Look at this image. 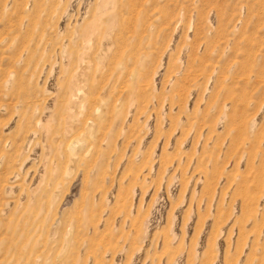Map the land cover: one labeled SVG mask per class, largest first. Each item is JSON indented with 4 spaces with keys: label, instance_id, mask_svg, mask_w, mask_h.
Returning a JSON list of instances; mask_svg holds the SVG:
<instances>
[{
    "label": "rangeland",
    "instance_id": "rangeland-1",
    "mask_svg": "<svg viewBox=\"0 0 264 264\" xmlns=\"http://www.w3.org/2000/svg\"><path fill=\"white\" fill-rule=\"evenodd\" d=\"M0 264H264V0H0Z\"/></svg>",
    "mask_w": 264,
    "mask_h": 264
},
{
    "label": "bare ground",
    "instance_id": "bare-ground-1",
    "mask_svg": "<svg viewBox=\"0 0 264 264\" xmlns=\"http://www.w3.org/2000/svg\"><path fill=\"white\" fill-rule=\"evenodd\" d=\"M121 1H122V0H121ZM114 2H115V1H114ZM117 2H118V1H117ZM102 3H103V2H102ZM118 4H119V3H118ZM101 6H102V5H101ZM117 7H118V6H117ZM118 10H119V9H118ZM91 28H92V27H91ZM89 33H90V32H89ZM114 37H115V36H114ZM110 40H111V39H110ZM108 42H109V41H108ZM102 50H103V49H102ZM106 51H107V50H106ZM108 51H109V50H108ZM109 52H110V51H109ZM102 56H103V55H102ZM255 57H256V56H255ZM89 60H90V59H89ZM101 62H102V61H101ZM94 63H95V62H94ZM113 74H114V73H113ZM75 80H76V79H73V82H74ZM76 81H77V80H76ZM78 82H79V80H78ZM75 83H77V82H75ZM71 84H72V83H71ZM71 84H70V85H71ZM73 84H74V83H73ZM73 84H72V86H74ZM76 85H77V84H76ZM78 86H79V83H78ZM82 87H83V86H81V89H82ZM89 87H90V86H89ZM73 88H74L73 90H75V92H78V90H79V89H77L78 87H77V88L73 87ZM73 90H72V92H73ZM74 94H75V93H74ZM71 95H72V94H71ZM76 98H77V97H76ZM77 103H78V101H77ZM77 103H76V104H77ZM78 104H80V103H78ZM89 105H90V104H89ZM134 105H135V104H134ZM76 106L78 107V105H76ZM209 108H210V107H209ZM65 113H66V112H65ZM78 113H79V111H78ZM111 114H112V113H111ZM69 116H70V115H69ZM220 117H221V115H220ZM68 118H69V117H68ZM71 118H74V117H71ZM219 120H220V119H219ZM74 123H75V122H74ZM73 126H74V125H73ZM71 127H72V126H71ZM72 128H73V127H72ZM250 140H251V139H250ZM199 177H200V176H199ZM262 202H263V201H262ZM250 204H252V203H250ZM249 208H250V207H249ZM260 210H261V209H260ZM262 228H263V227H262ZM237 229H238V228H237ZM260 236H261V235H260ZM241 259H242V258H241Z\"/></svg>",
    "mask_w": 264,
    "mask_h": 264
}]
</instances>
